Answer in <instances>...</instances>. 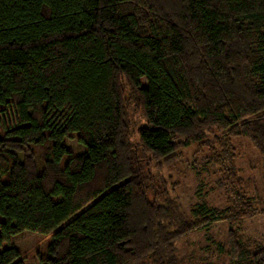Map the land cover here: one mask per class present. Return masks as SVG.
Wrapping results in <instances>:
<instances>
[{
  "label": "trees",
  "instance_id": "16d2710c",
  "mask_svg": "<svg viewBox=\"0 0 264 264\" xmlns=\"http://www.w3.org/2000/svg\"><path fill=\"white\" fill-rule=\"evenodd\" d=\"M9 108L0 264H23L3 245L26 229L52 233L48 264H180L185 234L264 213L230 144L247 137L264 154V0H0V115ZM131 113L145 121L136 133ZM72 133L86 150L64 144ZM195 143L228 201L187 219L152 165ZM222 246L264 264V243L236 227Z\"/></svg>",
  "mask_w": 264,
  "mask_h": 264
},
{
  "label": "rangeland",
  "instance_id": "374dc122",
  "mask_svg": "<svg viewBox=\"0 0 264 264\" xmlns=\"http://www.w3.org/2000/svg\"><path fill=\"white\" fill-rule=\"evenodd\" d=\"M136 120V130L145 121L131 113ZM17 123V116L12 109L0 115V124L11 127ZM137 141V136L134 137ZM64 144L74 152L86 150L77 133H72L64 140ZM230 144L235 152V165L244 184L245 193L252 197L258 208L264 207V154L247 137L231 138ZM209 147L191 144L181 149L176 157L162 165H152V170L163 175L170 185H174L172 195L176 197L184 217H193L192 209L198 205L208 208H223L228 201L226 190L218 185L219 167L211 160ZM63 158V164L67 160ZM230 227H236L251 240L264 243V213L259 212L234 225L226 220L213 222L203 229L193 230L176 242L180 264H246L232 262L223 250L227 242ZM52 233H40L24 230L12 235L3 247L15 246L19 250L16 261L23 264H48L46 260L47 244Z\"/></svg>",
  "mask_w": 264,
  "mask_h": 264
}]
</instances>
